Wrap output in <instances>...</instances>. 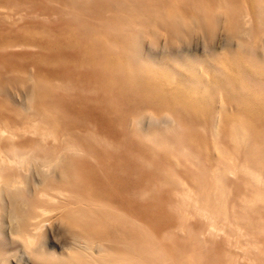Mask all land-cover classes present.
Masks as SVG:
<instances>
[{
	"label": "bare ground",
	"instance_id": "6f19581e",
	"mask_svg": "<svg viewBox=\"0 0 264 264\" xmlns=\"http://www.w3.org/2000/svg\"><path fill=\"white\" fill-rule=\"evenodd\" d=\"M252 1L254 12L238 0H0V191L13 225L9 236L1 210L0 264L6 246H23L32 264H264V94L254 87L264 90V0ZM218 31L224 60L255 76L200 103L186 93L217 71ZM197 34L204 56L179 45ZM182 70L180 94L146 82ZM221 100L236 117L218 118ZM200 104L206 127L196 129ZM27 132L37 138L24 149ZM19 170L52 181V193L21 188ZM49 205L68 255L42 241Z\"/></svg>",
	"mask_w": 264,
	"mask_h": 264
},
{
	"label": "rangeland",
	"instance_id": "374dc122",
	"mask_svg": "<svg viewBox=\"0 0 264 264\" xmlns=\"http://www.w3.org/2000/svg\"><path fill=\"white\" fill-rule=\"evenodd\" d=\"M240 2L241 5H243V7H247L249 8V10L253 11V9H255V4L252 0H238ZM248 2V3H247ZM245 4V5H244ZM222 33L221 31H218L216 34V37L213 41L214 46L217 47L218 51H221V61L219 62H214L215 66L217 67V71L216 70H210V72L208 74L205 75V80L204 83L206 86H208V88H204V86H202V84H200V87L197 91L193 92V93H186V94H198L196 96V99L198 101H200V103H203L206 101V99L209 96H215L216 94H229L227 92H223L221 90H224L225 88L231 87V86H238L240 84V79H248L250 77L255 76V74L252 72V66L249 64H247L244 60H239L238 64H232V63H228L227 59L224 60L225 58H228V52L227 50H223L221 49L222 47V42H223V37H222ZM46 37V35H45ZM116 39L120 40V43L123 45H131V42L127 41V37L125 36V34L123 33H117L115 36ZM165 36L162 35L161 36V41L162 43H164ZM191 42L190 44H179V45H183L186 47V51L194 54H198L201 56L205 55V50H204V43H203V38L200 35H194L193 38H191ZM212 44V45H213ZM218 45V46H217ZM190 48H195V50H190ZM160 52H162L164 49L162 47H160ZM116 57V64H118V66H128L130 65V62H128L125 58V56L121 53H118L115 55ZM163 59H168L166 56H163ZM40 63L43 64H48L45 62H41ZM188 74H191V71L189 70H182L181 71V77H173L172 75H168V74H161L159 77H156L153 80H148L146 81L147 84L154 86L155 90L154 93L158 94L161 97H165V96H170L171 94H180L181 90V83L183 82V76H187ZM202 74V73H200ZM196 76V75H195ZM207 80V81H206ZM213 82V83H212ZM212 84V85H210ZM187 86H191L195 88V85L193 84V82H188L186 84ZM248 86V85H247ZM256 87V92L259 94H264V90L261 89V85H256L254 86ZM159 89V90H158ZM220 89V90H218ZM209 94V95H207ZM25 94H16V99L25 102L26 98L24 96ZM89 95V94H88ZM161 97H159L160 99H162ZM107 98V97H106ZM163 100V99H162ZM0 102H2L1 98H0ZM164 102V101H163ZM200 106L202 107V110H197L196 106L192 105V110L195 112L196 116H199V123L196 124V129H199L200 127H206V125H204V123L200 122L201 118L202 120L205 119L207 116L206 114H200V111H203V106L200 104ZM6 106L4 104H0V112L1 111H5ZM228 107V106H227ZM167 108V107H166ZM218 109L219 110H223L224 109L227 112H223L220 115H218L219 119H226V118H234L236 117L237 113L235 112V110L233 109V107L230 106L229 110H227L226 106L224 105V101L221 100L220 104L218 105ZM116 110V109H113ZM161 111V110H160ZM116 114H118L119 112L116 110L115 112ZM230 117H229V116ZM148 123V122H146ZM202 125V126H201ZM20 129H23L25 127V125L21 124V126H19ZM120 127L118 126V129ZM76 132H80L83 134H89L90 136H98L100 137L102 135V138L104 137L103 134H100V132H97L95 128L89 127L87 125H81L80 126V131H76ZM24 136V143H22V145H20V147L27 149L28 147H31L32 145L28 146L27 143L30 142H25V138L26 139H33L34 137L37 138L36 135H33L30 132H27L25 134H23ZM101 138V137H100ZM101 138V139H102ZM100 139V140H101ZM94 144V141H92ZM21 144V143H20ZM100 145V144H99ZM7 144L5 143H0V152L2 150H6ZM198 147L200 149H202L203 151L209 149V144L207 143H200L198 144ZM8 149V148H7ZM118 173H123V171L118 170ZM18 176H20V181L22 182L21 188L26 187V181L29 182V185L31 187V190H33V188L35 187L36 189H34V191H37L38 194H45L44 192L47 193H52V187H54L53 182L52 181H46L43 182L40 180L39 177L35 176L34 173L32 172H28L25 170H19L18 171ZM38 184V185H37ZM110 187V185H109ZM4 190L0 191V211L1 210H5V217H4V222H5V232L7 233V235L11 236V229H12V223H11V219H10V215L9 214V203H8V199L7 196H5ZM4 196H3V195ZM101 194H98L99 198H100ZM49 198V197H48ZM49 206H53V205H49ZM55 206H53L51 208V210L47 213V217H46V221L44 223L43 229L41 231V235H42V241L46 244L45 246L53 251H55L57 254H59L60 256H65L66 254L68 255L69 252V248H70V239L69 236L66 235L65 233V229L63 227V224L57 220V216H58V211H56ZM6 211L8 212L6 214ZM8 251H10V254L8 255V262L9 264H19V258H22V264H32L33 263V259L31 258V256L29 255V253L23 248V246H6L5 247ZM73 256L75 254H72Z\"/></svg>",
	"mask_w": 264,
	"mask_h": 264
},
{
	"label": "clouds",
	"instance_id": "9594fccd",
	"mask_svg": "<svg viewBox=\"0 0 264 264\" xmlns=\"http://www.w3.org/2000/svg\"><path fill=\"white\" fill-rule=\"evenodd\" d=\"M19 264H22V258H19Z\"/></svg>",
	"mask_w": 264,
	"mask_h": 264
}]
</instances>
